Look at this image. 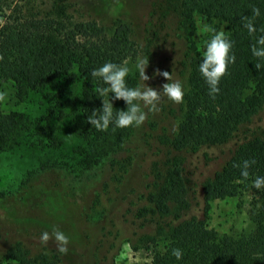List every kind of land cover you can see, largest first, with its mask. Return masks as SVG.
I'll list each match as a JSON object with an SVG mask.
<instances>
[{
	"label": "trees",
	"instance_id": "1",
	"mask_svg": "<svg viewBox=\"0 0 264 264\" xmlns=\"http://www.w3.org/2000/svg\"><path fill=\"white\" fill-rule=\"evenodd\" d=\"M65 1L0 0V12L12 13L0 23V78L13 82L20 100L38 93L45 105V111L32 118L20 111L0 110V151L21 143L57 148L68 139L77 141L69 158L81 168L113 165L117 160L113 155L126 149L122 144L132 132L113 129L111 124L106 131L91 126L87 116L101 107L97 88L104 85L90 73L105 61L133 58L137 47L128 23L117 21L108 33L96 21L69 19ZM36 2L47 6L45 14L32 13ZM170 6L185 27L191 26L196 12L223 22L226 36L233 41L235 61L228 65L218 85L220 92L213 98L198 70L203 52L194 50L189 55L181 118L163 144L171 152L233 139L229 157L202 182L204 213L215 199L249 194L252 227L238 234H220L204 218L181 217L190 202L180 160L172 156L154 163L147 191L127 206L128 212L133 210L130 223H137L133 233L144 230L138 235L142 243L157 246L162 241L150 264H264V188L252 187L256 176H264V135L247 127L264 106V66L255 67L264 64V58L251 52L255 38L264 32L250 35L244 27L246 19H252L254 27L264 29V0H172ZM253 9H259L260 15L253 17ZM128 158L115 164L124 168ZM244 160L255 161L246 180L240 177V167L234 166H242ZM173 247L183 250L180 261L171 255ZM3 260L68 264L54 249L30 258L21 243L0 251Z\"/></svg>",
	"mask_w": 264,
	"mask_h": 264
},
{
	"label": "rangeland",
	"instance_id": "2",
	"mask_svg": "<svg viewBox=\"0 0 264 264\" xmlns=\"http://www.w3.org/2000/svg\"><path fill=\"white\" fill-rule=\"evenodd\" d=\"M172 0H66L65 16L72 20L96 21L111 32L117 21L130 26V38L137 53L127 59L131 69L126 81L129 86L142 83L135 63L143 58L149 79L145 83L161 90L167 82L161 75L167 71L184 82L187 89L189 55L194 50L203 52L210 34L197 29L203 23L219 31H227L223 22L208 18L201 12L193 16L188 27L179 23L180 17L170 4ZM32 13L47 12V6L33 3ZM10 10L0 12V23ZM0 91L6 94L0 110L20 111L36 117L45 111L40 94L31 93L24 100L16 96L11 80L0 78ZM110 96L113 94L110 93ZM114 111L125 109L123 99L112 101ZM182 103L175 104L162 98L161 110L148 114L142 126L127 127L132 135L117 150L116 162L128 158V164H102L90 170L72 162L69 156L77 141L69 140L61 147L21 143L0 151V251L17 243L23 244L27 255L57 250V242L50 238L40 242L42 231L56 227L69 236L68 252L63 253L68 264H150L158 245L142 243L130 223L133 210L127 206L138 201L147 191L154 163L167 157L180 160L182 176L190 204L181 217L196 215L218 233L238 234L251 229L248 217L249 194L215 199L204 213L202 182L213 175L229 157L234 140L221 145L202 146L196 150L167 152L164 136L170 135L181 118ZM146 110V109H145ZM251 131L264 135V106L248 124ZM113 153H111L112 155ZM71 160V161H70ZM113 167V169H112ZM100 168V169H99ZM98 172L95 176L94 173ZM96 178H95V177ZM94 178V179H92ZM168 219H166L167 221ZM0 264H19L14 260Z\"/></svg>",
	"mask_w": 264,
	"mask_h": 264
},
{
	"label": "clouds",
	"instance_id": "3",
	"mask_svg": "<svg viewBox=\"0 0 264 264\" xmlns=\"http://www.w3.org/2000/svg\"><path fill=\"white\" fill-rule=\"evenodd\" d=\"M259 15V9H253V17ZM244 27L247 28L250 35L256 31L264 32V29L254 27L252 19H246ZM201 32L210 35L203 45V56L198 70L208 85V94L215 98L216 94L220 92L218 85L221 77L226 74L228 65L235 61V55L231 53L233 41L226 36L224 31H219L208 23H203L198 27L197 34L199 35ZM251 52L254 57L264 58V35L255 38ZM147 63L148 61L143 58L136 61L135 70L138 72L142 83L134 87L129 86L126 81V77L131 71L127 60L121 63L105 61L91 70V76L100 80L104 85L97 88L102 100L101 107L93 109L91 114L87 116V120L97 131L108 130L110 124L113 129L142 126L149 113L160 112L163 97L175 104L183 103L187 90L186 86L180 79L173 78L172 73L167 71L161 73L167 82L162 85L159 91L145 83L149 79L145 72ZM262 66L264 64L259 62L255 64L257 69ZM110 93L113 95L110 96ZM5 97L6 94L0 91V102H3ZM115 99H123L126 108L114 111L112 101ZM253 163H255L254 160H244L242 166H234L240 167V177L246 180L249 177L248 169ZM252 187L255 189L264 188V176H256L252 181ZM50 238H54L57 242V249L60 253L68 252L67 245L70 238L62 230L53 227L51 231H42L39 237L42 244H46ZM183 254V250L178 247L171 249V255L177 261L182 259Z\"/></svg>",
	"mask_w": 264,
	"mask_h": 264
}]
</instances>
